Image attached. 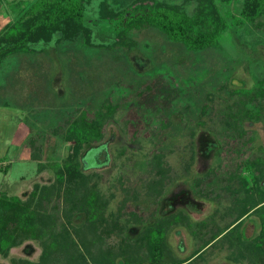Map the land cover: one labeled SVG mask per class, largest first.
I'll return each mask as SVG.
<instances>
[{"label":"rangeland","instance_id":"obj_1","mask_svg":"<svg viewBox=\"0 0 264 264\" xmlns=\"http://www.w3.org/2000/svg\"><path fill=\"white\" fill-rule=\"evenodd\" d=\"M9 1L0 0V29L11 17ZM156 1L183 6L189 15L196 10L194 0ZM103 2L110 10L152 6L151 0H90L84 28L59 30L0 63V191L27 198L35 186L52 187L60 166V197L44 199L41 214L57 215V224L84 225L86 214L70 195L85 185L108 201V224L126 199L140 219L121 216L128 229L120 235L98 227L96 249L137 238L159 219L182 213L188 221L170 223L165 236L171 256L184 261L232 223L239 199L264 191V15L239 22L243 0H217L228 27L216 46L190 50L157 28L118 36V19L101 16ZM109 106L102 138L93 140L113 138L108 163L98 168L107 162L102 146L85 156L90 170L81 178L68 172L64 164L81 156L74 154L76 125ZM252 106L259 117L244 119ZM72 181L78 188L68 191ZM157 181L158 194L151 190ZM262 224V215L251 212L239 230L254 239ZM42 252L40 240L29 239L0 251V264L37 262ZM235 254L222 239L183 264H251L248 254L238 260Z\"/></svg>","mask_w":264,"mask_h":264},{"label":"trees","instance_id":"obj_2","mask_svg":"<svg viewBox=\"0 0 264 264\" xmlns=\"http://www.w3.org/2000/svg\"><path fill=\"white\" fill-rule=\"evenodd\" d=\"M89 1L13 0L7 2V10L11 17L9 15L10 20L0 29V63L10 54L27 50L29 44L35 41L49 40L52 34L59 30L63 31L66 28L67 31L81 26L84 28L83 14ZM194 1H196V10L193 15H189L183 6L156 0H151V7L136 10L134 6L137 3L120 10H110L107 3L103 2L100 13L103 19H118L119 23L116 27L118 36L127 35L132 30L157 28L170 40L180 42L190 50H202L216 46L228 27L227 21L218 8L217 0ZM241 14L243 19H239L240 21L236 19V21L253 22L263 16L264 0H243ZM251 108L244 114V119L251 120L259 117L257 109L254 106ZM112 109L113 107L109 106L107 112H98L89 122L85 121L80 128L76 125L74 154L81 156L78 161L75 159L64 164L68 172L71 171L81 178L83 171L90 170L85 167V156L92 149L102 146H105L106 150L100 156L105 154L107 162L98 168L106 166L109 161L108 146L113 138L98 145L93 144V140L102 138V124L111 117ZM245 163L248 164L247 161ZM54 168L56 176L52 187L49 185L35 186L27 198L25 193L18 197L9 196L0 191V251L7 254L11 248L29 239L40 240L43 247L39 261H13L15 264H183L194 260L201 255L203 249L222 239L228 242L231 248L236 249L233 259L238 260V256L242 254L245 257L246 253L251 264H264V191L259 188L256 190L258 194L251 192L244 200H238L235 219L228 225L218 227V230L211 236L212 239L203 244V249L196 250L190 258L184 261L176 262L177 260L171 256L166 244L165 231L172 222L188 221L185 214L179 213L170 218L159 219L153 225L145 227L137 238L125 239L111 246L98 245L96 249L94 248L97 239L93 236L98 227H105L107 232L115 229L116 234L120 235L122 231L128 229L127 224L120 223L121 216L140 219L136 212L128 211L126 199H123L119 215L105 224L104 209L108 201L97 189L93 190L85 185L78 188L77 182L72 181L68 191L77 188L78 191L73 198L71 193L70 200L77 211L86 214L87 222L78 227L73 226L69 219L65 223L57 224V215L41 214L42 212L38 209L44 205V199L54 194L57 198L60 197L58 192L60 179L57 175L61 169L57 165ZM151 184L153 192L156 194L161 192L162 181ZM38 188H40V193H38ZM259 205L261 206L258 207ZM251 212L260 213L263 218L261 232L254 239H248L244 232L239 230L241 218ZM46 218L48 223L45 221ZM56 227L59 228L56 229ZM56 251L63 256L61 260L54 256Z\"/></svg>","mask_w":264,"mask_h":264}]
</instances>
